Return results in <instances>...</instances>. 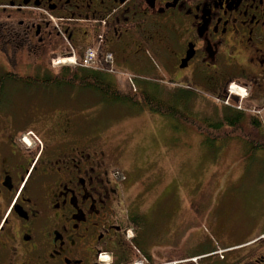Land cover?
Instances as JSON below:
<instances>
[{"label":"flooded vegetation","instance_id":"flooded-vegetation-1","mask_svg":"<svg viewBox=\"0 0 264 264\" xmlns=\"http://www.w3.org/2000/svg\"><path fill=\"white\" fill-rule=\"evenodd\" d=\"M88 50L95 65L83 68ZM150 76L172 92L168 105L177 93L220 108L228 86L242 85L251 104L230 113L264 127V0H0V264H264L262 239L247 253L222 247L221 259L220 246L189 236L183 251H133L142 231L111 175L118 156L68 107L84 94L144 93ZM26 134L37 141L25 145Z\"/></svg>","mask_w":264,"mask_h":264},{"label":"rangeland","instance_id":"rangeland-1","mask_svg":"<svg viewBox=\"0 0 264 264\" xmlns=\"http://www.w3.org/2000/svg\"><path fill=\"white\" fill-rule=\"evenodd\" d=\"M150 71L161 73V65L151 66ZM162 82L150 76L146 90L159 95L162 103L169 106ZM229 91L233 96L244 94L236 85H231ZM123 101L111 103L106 98L84 94L72 97L68 109L77 127H87L90 135L105 143L106 151L118 156L112 173L126 179L121 182L123 198L132 202L134 211L148 214L150 218L146 220L152 224L148 223L147 228L160 233L157 236L152 232L150 242L160 240L159 250L176 244L183 251L192 245L187 237L197 236V244L220 246L217 253L221 257H226L222 247L232 244H243V253L257 248L261 238L251 242L248 238L264 234V160L258 159L255 152L247 154V144L241 140L199 145L196 133L179 131L184 127L172 124L171 120L177 119ZM215 105L216 102L200 100L192 103L191 109L201 117L215 119ZM41 114L45 115L43 121L53 118L45 108ZM214 158L216 172L212 169ZM164 187L163 193L154 190ZM190 199L192 205L186 203ZM177 221L179 224H173ZM173 238L181 241L170 242Z\"/></svg>","mask_w":264,"mask_h":264},{"label":"trees","instance_id":"trees-1","mask_svg":"<svg viewBox=\"0 0 264 264\" xmlns=\"http://www.w3.org/2000/svg\"><path fill=\"white\" fill-rule=\"evenodd\" d=\"M104 98L116 103L124 100L130 104H142L152 113L177 119L178 121H175L180 126L188 127L200 136H204L208 142L241 140L247 144V154H252L257 150H264L263 127H257L245 115L240 114V112L233 115L230 112H226L222 114V117L219 119L220 121L217 122L188 114L185 107L188 105L190 98L185 94L174 97L170 106L163 104L159 95L145 92L128 96H105ZM165 101L168 103V100ZM130 221L132 222H130V225L132 228H135V231L144 227L142 216L137 217L133 215Z\"/></svg>","mask_w":264,"mask_h":264},{"label":"crops","instance_id":"crops-1","mask_svg":"<svg viewBox=\"0 0 264 264\" xmlns=\"http://www.w3.org/2000/svg\"><path fill=\"white\" fill-rule=\"evenodd\" d=\"M247 103L248 104H251V99H247ZM260 105L261 106H263L264 107V102H260ZM184 127V129H179V131H184V132H189V131H191V132H194V131H192L191 129H189L188 127L186 128L185 126H183ZM195 133V132H194ZM191 137V136H190ZM194 137H197V138H199V145H203L202 144V142H204L205 144H204V146H209V145H211L212 143L213 144H217V143H221V142H217V141H213V142H208L207 140H206V138H203V136H200V135H198L197 133H196V135L194 136ZM196 142V141H195ZM198 146V143L196 142L195 143V149H196V147ZM186 157H188V158H192V156H190V155H185ZM255 156L258 158V159H260V160H264V150H257V151H255ZM196 157V156H195ZM208 160L211 162V159H209L208 158ZM216 158H214V160H213V162H214V164L212 165V169H214V171L216 172L217 171V164H216ZM202 161H206L205 159H203ZM209 165L211 166V164L209 163ZM197 167H198V165H197ZM197 167H196V169H197ZM212 176V175H211ZM208 181V183H209V180H207ZM154 190H156V193L157 194H159V193H163L164 192V190H165V187L164 188H154ZM187 201H189L190 202V204L191 203H193V201H192V199H190V200H186V203H187ZM192 205V204H191ZM181 210H182V207L180 208H178V213H180V215H182L183 213L181 212ZM174 223H179V221H177V222H174Z\"/></svg>","mask_w":264,"mask_h":264},{"label":"built area","instance_id":"built-area-1","mask_svg":"<svg viewBox=\"0 0 264 264\" xmlns=\"http://www.w3.org/2000/svg\"><path fill=\"white\" fill-rule=\"evenodd\" d=\"M87 62V59L85 60V63Z\"/></svg>","mask_w":264,"mask_h":264}]
</instances>
